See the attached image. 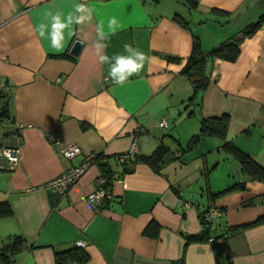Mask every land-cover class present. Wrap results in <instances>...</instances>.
Returning a JSON list of instances; mask_svg holds the SVG:
<instances>
[{
	"label": "crops",
	"instance_id": "1",
	"mask_svg": "<svg viewBox=\"0 0 264 264\" xmlns=\"http://www.w3.org/2000/svg\"><path fill=\"white\" fill-rule=\"evenodd\" d=\"M195 3L192 8L183 0H0V86L4 82L9 92L0 147L15 146L17 155L12 168L0 169V201L12 210L0 217V238L19 234L25 242L12 264H53V252L77 240L85 241L84 264H168L181 255L184 264H215L217 251L231 264H264V220L248 225L264 216V183L235 174L237 163L217 137L202 135L183 150L198 132L199 118L224 115L225 140L264 167V21L240 41L233 61L207 60L208 83L191 101L192 86L180 72L192 36L207 52L256 20L264 0ZM77 4L91 10L92 21L73 25L74 34L56 51L35 29L41 23L50 29L49 13L76 14ZM112 18L115 34L108 27ZM98 25L107 37V55L126 54L128 43L152 58L122 86L107 79L108 65L99 62ZM75 39L82 46L74 59L54 57L67 53ZM160 119L164 129L157 126ZM133 140L137 156L150 154L158 143L167 147L156 169L136 157L113 161ZM70 144L79 153L66 159L58 149ZM88 154L107 157L113 174L102 207L86 201L99 174L96 162L63 195L40 187ZM237 181H243L242 189L211 199ZM210 206L220 213L210 220L215 233L243 227L218 249L208 240L185 245V235L201 231L198 212ZM149 220L159 226L153 238L142 234Z\"/></svg>",
	"mask_w": 264,
	"mask_h": 264
},
{
	"label": "trees",
	"instance_id": "2",
	"mask_svg": "<svg viewBox=\"0 0 264 264\" xmlns=\"http://www.w3.org/2000/svg\"><path fill=\"white\" fill-rule=\"evenodd\" d=\"M153 3H157L159 0H151ZM189 7H195V0H183ZM219 11V10H216ZM173 19L179 23L186 25V21L181 19L177 14L173 15ZM264 21V12L261 13L257 19L253 22L246 24L237 34L228 37L216 46L211 48L207 52H203L200 49L198 38L192 36L189 53L185 59V62L180 69V72L190 81L192 86V97L206 86L208 83V72L206 70L207 60L218 58L225 61H233L238 54V45L240 41L254 33ZM58 58H69L74 59L73 56L68 53H59L54 55ZM173 59V58H172ZM2 87V88H1ZM9 97L8 88L3 82V86H0V98L5 101ZM199 100L196 101V105L199 106ZM6 102H3L2 105V114L0 117L5 115ZM190 113V112H189ZM227 125V118L224 115L219 117H201L199 118L198 132L192 134L186 142L183 150L191 148L197 139L202 136H214L221 139L223 142L220 146L221 150L231 155L238 166V174L244 175L249 180H256L264 183V167L251 159L248 155L234 147L229 141L225 140V129ZM167 152V147L163 143H158L155 148L148 155H138L136 156L137 160H140L152 169H156L160 161L162 160L163 155ZM95 162L97 163L99 174L97 178H102V187L105 189L109 186L112 179V171L107 164V157L105 160H100V155H95ZM96 181V179H95ZM243 181H237L232 183L220 191L210 194L211 199L217 197L220 194L226 193L233 189H242ZM59 196V195H56ZM107 197L103 200V202ZM103 206V205H102ZM101 206V207H102ZM207 207L205 210L198 212V219L201 224V231L193 235H185V245L191 242H201L206 241L208 238H211V244L216 245L217 249L221 241L227 237L229 233L234 232L238 228L243 227V225L232 226L226 230H221L214 232V229L211 228V222L209 219H205L204 215L208 211ZM12 214L11 207L6 200L0 201V217L10 216ZM264 220V216H259L253 220L248 225H253L260 223ZM245 226V225H244ZM159 226L154 220H149L142 229V234L147 237H156L158 234ZM219 239L220 242L216 243L215 240ZM25 245L23 237L19 234H13L11 236L0 238V264H12V257ZM88 260V253L84 247L77 246L74 242L71 246L54 251L53 252V264H84ZM215 264H231L227 257L220 256V252L217 251L214 258ZM168 264H184L183 255L178 259L170 261Z\"/></svg>",
	"mask_w": 264,
	"mask_h": 264
},
{
	"label": "clouds",
	"instance_id": "3",
	"mask_svg": "<svg viewBox=\"0 0 264 264\" xmlns=\"http://www.w3.org/2000/svg\"><path fill=\"white\" fill-rule=\"evenodd\" d=\"M75 13H69L66 17H62L60 12L55 14L49 13L51 18L50 29L47 24L41 23L36 27V32L40 39H47L50 41L51 48L56 51H62L66 35L71 37L74 32L73 25H85L91 23L92 13L84 4L75 5ZM117 24L115 18L109 20L108 27L115 34L114 26ZM98 41L95 44L96 53L101 64L108 65L107 79L111 80L114 85L122 86L129 81L133 76H138L144 70L146 62H151V57L147 56L138 48H133L131 44L125 43L123 45L124 53L114 54L109 56L105 53L108 44L105 33L102 30V25L97 26Z\"/></svg>",
	"mask_w": 264,
	"mask_h": 264
},
{
	"label": "built area",
	"instance_id": "4",
	"mask_svg": "<svg viewBox=\"0 0 264 264\" xmlns=\"http://www.w3.org/2000/svg\"><path fill=\"white\" fill-rule=\"evenodd\" d=\"M157 126L160 129H164L166 127L165 119H160L157 123ZM46 137L53 143L56 144V139L53 137L51 133H47ZM59 154L69 159L75 154L79 153V148L76 145L70 144L65 147L58 149ZM138 154V147L136 142L131 141L128 149L125 152L116 154L112 157L113 161L117 164H125L129 160L134 159ZM96 154H88L84 157V159L76 166L70 167L64 172L58 174L57 176L49 179L40 185L41 188L50 190L56 195H63L67 188L76 181L78 176L83 172V170L92 162H95ZM16 148L15 146L9 147H0V158L3 162L0 164V169L12 168L16 163ZM101 161L105 160V158H100ZM102 178H96L94 189L86 196V201L90 204L94 209L102 205L103 200L108 196L107 190L102 187ZM218 209L211 207L205 213L204 218L211 220L212 218H217L219 216ZM208 242H211V238H208ZM216 243H219L220 240L216 239ZM77 246L83 247L85 245L84 240L75 241Z\"/></svg>",
	"mask_w": 264,
	"mask_h": 264
},
{
	"label": "water",
	"instance_id": "5",
	"mask_svg": "<svg viewBox=\"0 0 264 264\" xmlns=\"http://www.w3.org/2000/svg\"><path fill=\"white\" fill-rule=\"evenodd\" d=\"M81 46H82L81 41L75 39L70 44V46H69V48L67 50V53L69 55L76 56L79 53V51L81 49ZM1 114H2V108H1V111H0V116H1ZM234 172H235V174H238V170L237 169H235Z\"/></svg>",
	"mask_w": 264,
	"mask_h": 264
},
{
	"label": "rangeland",
	"instance_id": "6",
	"mask_svg": "<svg viewBox=\"0 0 264 264\" xmlns=\"http://www.w3.org/2000/svg\"><path fill=\"white\" fill-rule=\"evenodd\" d=\"M264 12V10H261V12L259 11V12H257L258 14H257V16L258 15H260L261 13H263ZM257 16H256V18H257ZM255 20V19H254ZM254 20H252V21H254ZM3 99L2 98H0V111H1V108H2V105H3ZM0 129H2V126L0 127ZM185 143V142H184ZM2 171H4V170H2ZM2 171H0V172H2Z\"/></svg>",
	"mask_w": 264,
	"mask_h": 264
}]
</instances>
